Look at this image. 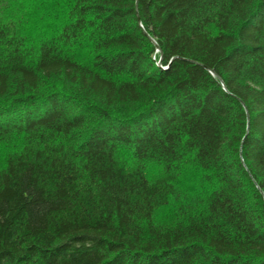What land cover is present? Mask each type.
<instances>
[{
  "label": "trees",
  "instance_id": "1",
  "mask_svg": "<svg viewBox=\"0 0 264 264\" xmlns=\"http://www.w3.org/2000/svg\"><path fill=\"white\" fill-rule=\"evenodd\" d=\"M58 3L0 18V264H264V0Z\"/></svg>",
  "mask_w": 264,
  "mask_h": 264
},
{
  "label": "rangeland",
  "instance_id": "2",
  "mask_svg": "<svg viewBox=\"0 0 264 264\" xmlns=\"http://www.w3.org/2000/svg\"><path fill=\"white\" fill-rule=\"evenodd\" d=\"M56 5H59L58 0H5L1 4L0 18L21 22L24 35L35 46L59 27L63 8L55 9ZM10 149L0 144V166ZM186 181L190 185L184 184V191L192 196L191 188L196 184V178L189 175Z\"/></svg>",
  "mask_w": 264,
  "mask_h": 264
},
{
  "label": "water",
  "instance_id": "3",
  "mask_svg": "<svg viewBox=\"0 0 264 264\" xmlns=\"http://www.w3.org/2000/svg\"><path fill=\"white\" fill-rule=\"evenodd\" d=\"M136 9H137V3H136ZM138 22H139V24H141V22H140V19L138 18ZM146 36L156 45V43H155V41L151 38V37H149L148 36V34H146ZM157 46V45H156ZM157 50H159V48H158V46H157ZM212 75H215L214 74V72L212 71V70H210V69H208V68H206ZM219 79V78H218ZM220 80V82H221V85L224 87V89H226L225 88V86H224V84H223V82L221 81V79H219ZM245 110H246V108H245ZM249 126H250V124H249V117H248V122H247V130H248V128H249Z\"/></svg>",
  "mask_w": 264,
  "mask_h": 264
}]
</instances>
